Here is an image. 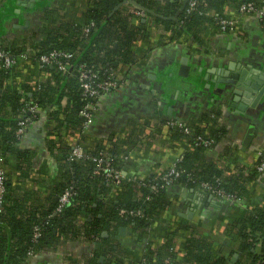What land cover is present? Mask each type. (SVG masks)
I'll list each match as a JSON object with an SVG mask.
<instances>
[{
    "label": "trees",
    "instance_id": "obj_1",
    "mask_svg": "<svg viewBox=\"0 0 264 264\" xmlns=\"http://www.w3.org/2000/svg\"><path fill=\"white\" fill-rule=\"evenodd\" d=\"M184 1L161 4L156 0H87L81 16L75 18L69 12L70 0L67 3L55 0L47 5L42 0L28 11L42 10V36L37 42H29L6 34L7 25L16 17V0H0V51L16 61L6 69L0 59V159L7 168L0 203V264H26L34 254L55 251L64 242L72 241L100 245L90 264H97L100 257L110 264H124L128 258L134 264L166 261L169 264H264V207L247 212L228 226V235L239 240V247L227 256L215 254L213 243L199 235L191 224L165 228V232L159 233V236L163 234V244H148L149 235L164 224V214L175 208V188L200 190L208 184L228 196V199L218 198L220 201L236 202L249 197L251 186L262 175L257 167L264 154L256 158L252 168H224L206 157L207 150L197 138L212 141L213 148L227 136L229 128L221 122L222 112L218 107L191 119L168 117L156 110V123H129L123 133L99 139L87 138L83 133L84 120L80 113L86 105H96L95 117L101 99L83 96L79 80L82 69L95 73L98 83H128L132 68L139 69L146 59V49L140 48L152 41L148 27H158L165 45L189 41L200 44L205 24L212 23L220 30L218 21L227 7L239 9L252 3L254 14L262 7V0H188L174 19ZM191 2L195 6L189 9ZM133 9H146L154 15L148 14V21L142 23L136 20ZM206 13H212L214 19ZM260 20L264 23V16ZM27 50L30 58L19 61L18 57ZM52 52L72 55L65 62V72L56 65L39 68V58ZM167 75L162 72V79L167 84L174 82L176 78ZM169 90V87L165 89ZM152 97L157 99L154 100L157 105L162 104L156 92ZM223 102H219L220 106L225 107ZM28 106L37 107L33 121L46 116V140L52 143L51 150L60 164L53 199L44 208L14 197L22 172L30 167L32 160L31 152L20 147L22 137L17 135L19 123L28 118L25 113ZM52 107L55 109L51 110ZM170 122L183 127H172ZM153 140L171 144L167 149L173 152L181 145L187 146L179 155L181 161L175 163L177 158L172 163L179 177L167 187H163L162 178L170 167L159 168L142 180L127 174L132 163L131 152L146 149ZM77 145H82L84 155L72 161L71 153ZM229 153L232 155L234 150L230 149ZM9 159L17 163L10 171ZM96 160H102L103 167L108 165L127 175L114 185L104 173L96 174ZM154 186L156 190L152 191ZM66 191L70 193L69 201L60 206L59 199ZM35 229H38L37 239H34ZM121 229L127 230L137 242H146L138 258L120 251L116 237Z\"/></svg>",
    "mask_w": 264,
    "mask_h": 264
},
{
    "label": "crops",
    "instance_id": "obj_2",
    "mask_svg": "<svg viewBox=\"0 0 264 264\" xmlns=\"http://www.w3.org/2000/svg\"><path fill=\"white\" fill-rule=\"evenodd\" d=\"M18 1L20 6H17ZM39 1L42 0H35L33 7ZM43 1H47L46 5L55 2ZM70 1L71 16L79 18L86 8L87 0ZM156 1L163 4L172 0ZM31 4L27 0H16V17L7 25V35L20 37L29 42L39 40L42 36V10L28 12ZM139 11L143 18L136 20L141 22L144 20L146 23L149 19L148 13ZM206 16L211 20L215 17L212 13H206ZM221 18L234 23L233 32L223 33L214 28L212 23H207L203 27L200 44L189 41L165 45L158 27H148L152 41L140 48L147 51L146 59L141 63L142 67L132 68L131 80L128 83H121L122 87L119 90L109 92L101 98L99 112L84 135L87 138L99 139L110 134L123 133L129 123H156V110L163 111L168 117L191 119L218 107L222 112L221 122L229 128L227 136L216 147L205 152L206 157L224 168L235 166L252 168L258 153L264 154V96L256 107H249L242 113L230 105L237 99L234 94L237 88L219 84L217 79L223 76L231 62L242 67H250L251 70L261 69L264 65V23L257 14H242L236 7H227ZM25 24L28 25L25 29L15 28ZM27 51L24 54L28 59L30 53ZM183 60L186 62L182 63ZM19 61L23 62L20 59ZM123 70L129 71L126 67H123ZM210 70H214V73H210ZM164 71L168 74L167 78H176L174 82L167 84L162 79ZM189 75L192 77L188 78ZM151 76L156 77V80H152ZM184 78L186 79L183 80ZM168 87L171 90L166 92L165 89ZM154 92L159 95L161 105H157V99L152 97ZM238 99L242 101L244 98ZM220 101L226 102V106H220ZM45 119L46 116L42 115L37 121H33L21 138L20 147L31 152L32 160L30 167L22 172L23 176L14 195L33 207L41 208L53 199V186L60 173L55 151L51 150L53 145L46 140ZM250 127L253 128L252 141L249 146H244L243 142ZM170 145L153 140L146 149L132 151L130 154L132 163L127 174L142 180L159 168H169L174 159L179 158L187 149L186 145H181L173 152L167 149ZM230 149L234 150L232 155L229 153ZM16 165L14 159H9L7 165L9 171ZM17 175L13 176L17 178ZM200 191L202 190L190 188L173 190L176 197L175 208L164 214V224L149 235V245L163 244V234L159 236V233L165 232V228L181 223L196 226L198 234L213 243L215 254L219 257L238 250L239 240L228 235V226L247 212L264 207V173L251 186L249 197L241 201L224 202L213 196V201L204 204ZM190 213L191 216L188 218ZM116 238L121 246L120 251L130 258H138L145 250L146 242H137L127 230L122 234L119 232ZM97 245L99 244L91 245L83 241L64 242L55 251L34 254L29 257L26 264H90V260L98 251ZM100 258L104 259V264H110L106 258ZM130 261L128 258L124 260V264H134ZM97 264H100L99 260Z\"/></svg>",
    "mask_w": 264,
    "mask_h": 264
},
{
    "label": "built area",
    "instance_id": "obj_3",
    "mask_svg": "<svg viewBox=\"0 0 264 264\" xmlns=\"http://www.w3.org/2000/svg\"><path fill=\"white\" fill-rule=\"evenodd\" d=\"M130 2L131 0H126ZM195 6V2H191L189 5V9H192ZM255 7L254 4L252 3H247L242 5L239 8V12L242 14H254ZM133 14L135 18L141 19L143 18V14L136 9H133ZM257 16L261 18L264 16V0H262V7L261 9L257 12ZM218 24L220 26V31L223 33H231L234 30V23L229 21V20H224V19H219ZM72 55L64 52H52L48 55H43L39 58V68L42 69L46 66L50 65H56L57 68L65 72L67 70V66L65 62H68L71 59ZM0 59L3 60L4 67L10 68L12 67L16 61H14L13 58H11L9 55L6 53L0 51ZM25 61L27 60V56L25 54H22L18 57V60ZM79 80H80V86L83 91V96L86 98H91L92 100H97L99 101L104 95H106L109 92L112 91H117L119 90L122 85L121 83H118L116 81H106V82H97V76L95 73L82 69L79 75ZM51 110L54 108H50ZM96 109V105H91L88 104L84 107L83 111L80 113V117L84 120L83 122V133L90 128L93 120H94V112ZM37 107L36 106H28L27 109L25 110V113L28 114V118L23 119L19 123V129L17 131V135L19 137H22L26 130L27 127L33 122L34 118L33 116L36 115ZM170 126L172 127H179L182 128L183 126L177 122H170ZM187 132V130H184ZM198 142H200L206 150L211 149L212 146V141L206 140L204 141L201 138H197ZM83 148L82 145H77L73 147L72 153H71V160L72 161H77L83 157ZM262 153H258V157L262 156ZM181 161V158H178L175 163H178ZM5 161L3 159H0V203H1V198L4 193V184H5V179H6V164L4 163ZM98 164V171H96V174L100 175L101 173L105 174V177L108 179V181L113 183L114 185H118L122 178H123V173L115 170L113 168H110L108 165L103 167V161L102 160H96ZM175 163L170 166L169 173L165 175L162 178L163 182V187H167L173 183V181L179 177V173L176 171ZM257 171L260 174L264 173V156L262 162L258 165ZM156 187H152V191H155ZM202 191L206 193H212L215 195L217 198H225L228 199V196L224 194L223 191L220 190H213V188L208 185L204 184L201 186ZM70 193L69 191H66L59 199L60 206L66 205L69 201ZM229 201V200H227ZM230 201H233L230 200ZM234 202V201H233ZM39 236L38 234V229H35V235L34 239H37ZM165 264H169L168 261L165 262Z\"/></svg>",
    "mask_w": 264,
    "mask_h": 264
},
{
    "label": "water",
    "instance_id": "obj_4",
    "mask_svg": "<svg viewBox=\"0 0 264 264\" xmlns=\"http://www.w3.org/2000/svg\"><path fill=\"white\" fill-rule=\"evenodd\" d=\"M32 3L30 7H33V2L35 0H27ZM188 0H185L183 3V6L181 10L175 15L174 19L178 17L180 12L184 10L186 3ZM17 6H20V2H17ZM139 8V7H138ZM140 9V8H139ZM144 12L148 14L154 15L152 12L146 9H141ZM18 13V11H16ZM144 23V20L142 21ZM27 24L24 26H16L15 28L19 29H25L27 28ZM186 61L183 60L182 63H185ZM210 73H214V70H210ZM220 75V72H218ZM152 80H156V77L151 76L150 77ZM217 82L219 84H224L228 86H235L237 88V91H234V94L237 96V99L234 101L235 103H231L230 105L232 107H235L238 109L240 112L244 113L249 107L254 108L258 105L260 100L264 96V65L261 67V69H255L251 70L250 67H242L241 65H237L236 63L231 62L227 68V71L223 73V76L221 78L217 79ZM240 98L242 101H240ZM248 99L249 101H246ZM245 102V103H244ZM171 110L169 109L168 113L170 114ZM252 136H253V128L250 127L246 137L244 139L243 145L244 146H249L251 141H252ZM125 176V173H123ZM201 195L203 196V203L211 202L213 201V196L212 195H207L206 192L200 191ZM226 201V200H225ZM191 213L188 215V218H190ZM124 232V229L120 230V234ZM106 237V234L103 235ZM100 245H97V249L99 250ZM100 264H104V259L100 258L99 259Z\"/></svg>",
    "mask_w": 264,
    "mask_h": 264
}]
</instances>
